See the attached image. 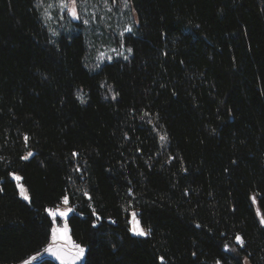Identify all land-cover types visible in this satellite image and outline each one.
Masks as SVG:
<instances>
[{
  "label": "trees",
  "instance_id": "1",
  "mask_svg": "<svg viewBox=\"0 0 264 264\" xmlns=\"http://www.w3.org/2000/svg\"><path fill=\"white\" fill-rule=\"evenodd\" d=\"M126 1L131 51L95 66L82 29L0 0V264L63 195L81 264H264V0Z\"/></svg>",
  "mask_w": 264,
  "mask_h": 264
},
{
  "label": "rangeland",
  "instance_id": "2",
  "mask_svg": "<svg viewBox=\"0 0 264 264\" xmlns=\"http://www.w3.org/2000/svg\"><path fill=\"white\" fill-rule=\"evenodd\" d=\"M127 3V6H125ZM42 16L45 20H48L52 27L58 28L59 31H68L82 29L86 33V41L88 45V63L97 66L104 60H111L115 56H124L127 53V48L121 40V35L127 28H131V24L136 20L135 14L126 0H77L78 6V19L73 18L67 11L62 9L60 0H38ZM86 21V22H85ZM11 177L14 179L18 188L20 197L24 200H29L28 191L23 184L20 175L17 172H12ZM63 195L60 201L52 206H47L46 211L49 209L59 208L63 211L65 208H72L69 203H63ZM27 197V199L25 198ZM136 211L130 210L129 224L132 228V213ZM49 214V211H47ZM70 213V212H69ZM68 213V214H69ZM67 216L51 217V229L49 239L45 246L53 244H61L71 251L75 252L73 245H79L85 249L83 245H80L73 241L69 233V227L67 223ZM139 221L137 215L135 217ZM140 227L147 234V229L141 225ZM67 229L66 233L63 230ZM57 228L61 230L57 232L56 239H53L52 229ZM131 231V230H130ZM63 233V235H62ZM132 234H135L131 231ZM144 236V235H139ZM85 254V252H84ZM34 255L29 258L10 264H33ZM84 258V255L82 259Z\"/></svg>",
  "mask_w": 264,
  "mask_h": 264
},
{
  "label": "snow or ice",
  "instance_id": "3",
  "mask_svg": "<svg viewBox=\"0 0 264 264\" xmlns=\"http://www.w3.org/2000/svg\"><path fill=\"white\" fill-rule=\"evenodd\" d=\"M62 9H67L68 13L75 19H78V6H77V0H60V5H59ZM127 6V3L126 5ZM86 22V21H85ZM125 31H131V28H127L125 29ZM128 51L130 52L131 49H128ZM166 137L161 136V139L164 140ZM31 155V153H29V156ZM86 194V193H85ZM27 199V197H25ZM63 203L68 204L69 203V198L68 196H64L63 197ZM49 211V214L53 217L56 218L58 215L63 217V216H67V214L69 212L72 211V208H65L63 211H61L59 208L56 209H49L47 210ZM136 213L133 212L132 213V221H130V223H132V228L130 229L131 231H133L135 234L138 235H146V233L144 232V230L140 227L139 225V221L135 219L136 217ZM264 222V221H262ZM61 230L57 229V228H53L52 229V233H53V239H56V234L57 232H60ZM67 229L65 227V229L63 230L64 233H66ZM63 235V233H62ZM236 240L238 242H240L241 244H243V241L241 239V237L239 235L236 236ZM73 248L75 249V252L72 254H67L65 252H63L60 248H53L52 246H49L48 249H46L47 252L52 253L53 255H55L58 259L62 260L65 262V264H69V262H74L76 260H79L80 258L83 257L85 249L79 245H73ZM163 259V258H161ZM25 264H27V262H25ZM44 264H47V262L45 261Z\"/></svg>",
  "mask_w": 264,
  "mask_h": 264
},
{
  "label": "water",
  "instance_id": "4",
  "mask_svg": "<svg viewBox=\"0 0 264 264\" xmlns=\"http://www.w3.org/2000/svg\"><path fill=\"white\" fill-rule=\"evenodd\" d=\"M49 246H52L53 248H60L63 252H65L69 255L74 253V251L69 250L68 248L64 247L61 244H53V245H49ZM49 246H45L42 250H40L38 253H36L34 255V257H33L34 263L37 262L38 260L42 259V258H50V259L54 260L55 262H57L58 264H65L64 261L58 259L52 253L46 251V249H48ZM81 263H82V258H80L79 260H76L74 262H69V264H81Z\"/></svg>",
  "mask_w": 264,
  "mask_h": 264
}]
</instances>
